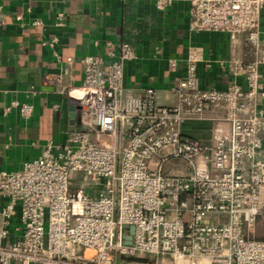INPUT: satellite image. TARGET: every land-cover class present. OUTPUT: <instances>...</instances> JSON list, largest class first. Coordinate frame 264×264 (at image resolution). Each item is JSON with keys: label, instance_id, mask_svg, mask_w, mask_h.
<instances>
[{"label": "built area", "instance_id": "1", "mask_svg": "<svg viewBox=\"0 0 264 264\" xmlns=\"http://www.w3.org/2000/svg\"><path fill=\"white\" fill-rule=\"evenodd\" d=\"M263 6L190 0L193 30L244 33L250 58L231 62L243 85L202 88V51L190 47L172 105L159 104L152 87L134 94L123 86L124 63L136 57L128 43L107 41L104 55L81 57L74 130L20 169H0V264H123L141 254L175 264H264V239L249 236L264 218ZM12 109L23 119L33 112L11 100L3 113ZM205 120L209 141L183 133L185 122ZM174 159L182 171H164ZM124 225L134 227L130 244ZM12 229L19 235L11 239Z\"/></svg>", "mask_w": 264, "mask_h": 264}, {"label": "crops", "instance_id": "2", "mask_svg": "<svg viewBox=\"0 0 264 264\" xmlns=\"http://www.w3.org/2000/svg\"><path fill=\"white\" fill-rule=\"evenodd\" d=\"M157 1L0 0V169H20L48 140H64L68 106L84 94L80 58L104 55L107 41L115 48L126 42L135 53L124 63L123 86L134 94L152 87L162 105L175 103L171 88L185 71L190 47L202 51L196 70L200 87L243 85L233 75L231 62L250 58L244 33L195 31L190 0H165L163 9L157 8ZM59 13L63 25H56ZM36 20L42 24L35 25ZM259 31L264 39V6ZM52 37L57 38L53 47L45 43ZM259 73L264 85V65ZM11 100L31 104L32 115L23 119L16 109L5 115L3 108ZM260 105L264 109V96ZM212 129L209 120L182 126L185 135L206 142ZM18 235L10 230L11 239Z\"/></svg>", "mask_w": 264, "mask_h": 264}, {"label": "rangeland", "instance_id": "3", "mask_svg": "<svg viewBox=\"0 0 264 264\" xmlns=\"http://www.w3.org/2000/svg\"><path fill=\"white\" fill-rule=\"evenodd\" d=\"M180 162L179 159L172 160L169 164L165 165L164 171L171 170L173 167L174 172L177 171V166ZM83 185L82 177L81 176H73L72 177V187L77 188ZM222 220V219H219ZM250 237H254L257 239H264V218H259L256 223L255 229L253 233L249 235ZM16 264V263H15ZM18 264V263H17ZM123 264H175L174 261L167 257H163L160 255H153V254H141L136 260L135 259H128L125 260Z\"/></svg>", "mask_w": 264, "mask_h": 264}, {"label": "water", "instance_id": "4", "mask_svg": "<svg viewBox=\"0 0 264 264\" xmlns=\"http://www.w3.org/2000/svg\"><path fill=\"white\" fill-rule=\"evenodd\" d=\"M74 101L68 106V117H69V131H73L74 130V125H75V104ZM125 228H128V235L124 237V242L126 244H130L131 243V238H132V234L134 232V227L131 225H124Z\"/></svg>", "mask_w": 264, "mask_h": 264}]
</instances>
